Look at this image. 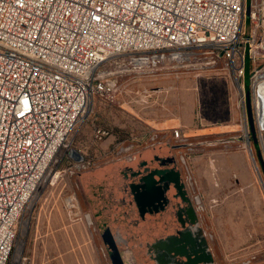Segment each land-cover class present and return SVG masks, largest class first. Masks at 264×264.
I'll use <instances>...</instances> for the list:
<instances>
[{
	"label": "rangeland",
	"instance_id": "1",
	"mask_svg": "<svg viewBox=\"0 0 264 264\" xmlns=\"http://www.w3.org/2000/svg\"><path fill=\"white\" fill-rule=\"evenodd\" d=\"M263 1L257 0L258 7ZM250 6L247 0V9ZM254 28L246 13L244 39ZM263 31L261 23L257 37ZM250 68L248 59L241 86L222 61L200 72L181 70L178 75L147 68L119 79L121 94L116 103L94 98L21 216L8 264H112L107 243L111 238L135 264H240L249 260L264 264V171L260 162V158L264 162V130L256 109L264 61L257 62L255 74ZM248 91L254 134L246 102L245 109L242 102ZM153 136L162 151L174 155L180 173L158 176L163 178V198L172 204L168 209L176 225L164 236L161 232L156 238L153 235L152 243L147 238L146 244H134L131 240L136 234L130 235L127 224L133 220V227H145V218L137 214L147 217L160 211L148 213L130 201L135 189L140 193L141 184L147 183L141 180L147 175L94 172L128 163L138 152L142 155L155 146ZM180 150L190 155V169L204 203L199 212L184 187ZM71 151L93 165L78 167ZM188 213L191 227L179 223Z\"/></svg>",
	"mask_w": 264,
	"mask_h": 264
},
{
	"label": "built area",
	"instance_id": "2",
	"mask_svg": "<svg viewBox=\"0 0 264 264\" xmlns=\"http://www.w3.org/2000/svg\"><path fill=\"white\" fill-rule=\"evenodd\" d=\"M262 5L251 0L255 28L244 39L247 0H0V264H8L21 216L94 98L116 103L119 79L130 73L178 75L218 61L241 86L247 60L254 74L264 61ZM242 102L245 109V93ZM184 150V187L199 212L204 203Z\"/></svg>",
	"mask_w": 264,
	"mask_h": 264
},
{
	"label": "crops",
	"instance_id": "3",
	"mask_svg": "<svg viewBox=\"0 0 264 264\" xmlns=\"http://www.w3.org/2000/svg\"><path fill=\"white\" fill-rule=\"evenodd\" d=\"M160 145L162 144L145 149L146 152L142 155L140 154L142 151L138 152L140 156L136 154L133 158L131 157L132 159L128 161V163L119 162L111 166L102 167L100 170L96 171V173L94 172V175H180L174 155L168 151L166 152V149L164 148H162V151ZM139 159L142 161H139ZM144 180H146V178ZM173 193L174 190L171 189V198ZM160 210L159 216L155 217V215H157L155 213L153 217H149L151 221L147 224V227L150 230L147 231L148 237L146 238H149L148 240H150V238L153 240V235L154 237H158L160 232L163 236L166 235L167 232L176 225V221L171 220V217H174L172 214H169L168 208ZM152 229H154V231L151 232Z\"/></svg>",
	"mask_w": 264,
	"mask_h": 264
},
{
	"label": "trees",
	"instance_id": "4",
	"mask_svg": "<svg viewBox=\"0 0 264 264\" xmlns=\"http://www.w3.org/2000/svg\"><path fill=\"white\" fill-rule=\"evenodd\" d=\"M144 179H145V177H144ZM144 179L142 178L141 180L144 181ZM146 182L147 183L143 182L144 185L141 184V188L138 189V190H140V193H137V189H135V191L132 194L134 197L130 201H135L138 204H141L140 207L142 206L144 208V210L148 213H150L149 210H152V209H158L159 210V208L160 209H167L168 207H170L172 205L168 201V199L165 201L163 198V195L165 194L164 190L162 189L163 185H161L159 182H156V181L153 184H150L151 181L148 179H146ZM154 184H156V185H154ZM167 202H169V203H167ZM156 214L157 215H155V213H153V214L151 213V216H147V217L141 216V214H137V215H139L138 217H140V218H145L143 220L146 221V223L148 224L151 221L149 217H153V215H155V217L159 216V211ZM147 219H149V220H147ZM131 222L132 223L127 222V223H129V224H127V225H129L128 228L130 230H132L131 231L132 234H130V235L136 234V236L135 237L133 236V238L131 240L132 243L135 244L137 241H139V242H137L138 244L139 243L141 244L143 242H145L144 244H146L147 242L145 241V239H147L146 237H148V232L146 231V229L148 227L147 226H145V227L134 226L133 227V220ZM191 222L192 221H189V213H188L187 217L185 218V220L179 221V223L185 224L188 227H191ZM129 229H127V230L129 231ZM133 232H134V234H133ZM142 239H144V241ZM149 241H150V243H152V242H154V239L151 240V238H150ZM202 246H204V244Z\"/></svg>",
	"mask_w": 264,
	"mask_h": 264
},
{
	"label": "water",
	"instance_id": "5",
	"mask_svg": "<svg viewBox=\"0 0 264 264\" xmlns=\"http://www.w3.org/2000/svg\"><path fill=\"white\" fill-rule=\"evenodd\" d=\"M246 13L249 15L250 9H247ZM247 84H248V77H247ZM246 101H247V111H248V118H249L250 128L252 129V133L254 134L255 133V127H254V120H253V114H252V109H251L249 91L246 93ZM69 155H70V157L76 156L78 162H83L84 161V159L82 157H78L74 153V151H71ZM260 162L263 165V171H264V162H263L262 158H260ZM158 176H160V175H147V176H145V178L151 181L150 184H153L156 180H157L156 182H159L160 184H162L161 182H162L163 178L162 177H158ZM154 185H156V184H154ZM175 216H176V218L178 220L180 219L179 214H175ZM107 243H108V250H109V253H110V259H111L112 264H126L125 261H124V258L122 256V253L120 251L119 242L114 240L113 238H111V239H109V241H107Z\"/></svg>",
	"mask_w": 264,
	"mask_h": 264
},
{
	"label": "bare ground",
	"instance_id": "6",
	"mask_svg": "<svg viewBox=\"0 0 264 264\" xmlns=\"http://www.w3.org/2000/svg\"><path fill=\"white\" fill-rule=\"evenodd\" d=\"M261 78H264V73ZM256 109L259 115V125L264 130V82H262L257 90Z\"/></svg>",
	"mask_w": 264,
	"mask_h": 264
},
{
	"label": "flooded vegetation",
	"instance_id": "7",
	"mask_svg": "<svg viewBox=\"0 0 264 264\" xmlns=\"http://www.w3.org/2000/svg\"><path fill=\"white\" fill-rule=\"evenodd\" d=\"M125 249V248H124ZM122 256L124 258V261L126 264H135L134 259L129 255V253H122Z\"/></svg>",
	"mask_w": 264,
	"mask_h": 264
}]
</instances>
